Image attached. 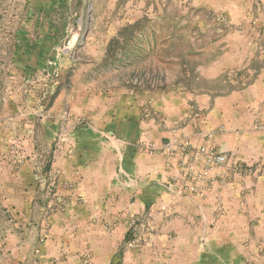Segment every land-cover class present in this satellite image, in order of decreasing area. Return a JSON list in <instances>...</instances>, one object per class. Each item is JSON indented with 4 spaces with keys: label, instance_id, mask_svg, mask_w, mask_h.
Wrapping results in <instances>:
<instances>
[{
    "label": "rangeland",
    "instance_id": "rangeland-1",
    "mask_svg": "<svg viewBox=\"0 0 264 264\" xmlns=\"http://www.w3.org/2000/svg\"><path fill=\"white\" fill-rule=\"evenodd\" d=\"M260 75L264 0H0V264H264V159H240L243 140L264 141V98L241 93ZM117 81L161 127L158 95L181 87L192 103L180 132L139 146L165 156L154 197L101 258L76 236L110 233L114 204L91 213L104 224L68 225L57 160L90 127L85 91Z\"/></svg>",
    "mask_w": 264,
    "mask_h": 264
},
{
    "label": "crops",
    "instance_id": "crops-1",
    "mask_svg": "<svg viewBox=\"0 0 264 264\" xmlns=\"http://www.w3.org/2000/svg\"><path fill=\"white\" fill-rule=\"evenodd\" d=\"M248 90H258V98L263 99L264 75H260L253 85L242 89L241 93L246 95ZM85 92L86 106L83 114L90 120V127L84 129V136L76 144V152L59 157L57 164L60 177L73 182V187L68 191L72 196L68 207L72 217L68 219V225L94 226L95 222L93 224L92 220H97L98 224L103 221L104 224L106 218H101L105 216L92 219L91 213L100 215V211L106 208L104 204H114L117 216H111L114 229L110 233L108 232L111 229L106 233L97 234L98 236H90L89 233L76 236V239L84 244L87 241L101 243L92 250V254L96 257L111 258L114 253L112 249L116 247L115 242H121L125 238L123 232L129 217L139 211L144 202L154 197L155 189L149 185V179L153 180L154 174L161 168L160 164L155 163L165 162L164 155L150 156L141 151L139 146L151 141H154L155 145H161L165 136L171 137L180 132L178 127L173 128L172 125L182 118L186 113L185 109L190 107L192 102L187 96L190 93L182 91L181 87L158 95L156 100H152L151 106L154 107L150 111L153 112V118L154 115L164 120L167 118L166 125L161 127L160 122L157 125L155 120L152 123L149 121L151 114L148 107L143 108L148 111L144 114L145 119L141 118L140 105L143 103H140L139 92L132 85L117 81L115 86H90ZM209 97L208 94L202 93V96L194 97V102H201L202 107L207 106L206 99ZM225 100L226 105L231 107L235 103L234 91L230 96L228 94L226 98H221L220 102ZM243 108L245 109V105ZM259 108L264 109V104H260ZM185 130L190 129L186 126ZM96 132H99L100 136H97ZM148 134L152 137H147ZM216 144L235 147V140L232 137L224 143L217 141ZM241 146L242 161L264 159V141L243 140ZM122 181L130 186L138 184L134 188L124 187ZM112 187L118 191H112ZM146 189L147 193L143 195ZM108 194L111 196L108 197ZM186 207L192 208L187 205ZM83 249L85 248L80 246L78 251Z\"/></svg>",
    "mask_w": 264,
    "mask_h": 264
}]
</instances>
